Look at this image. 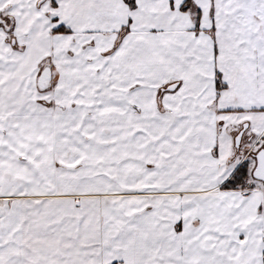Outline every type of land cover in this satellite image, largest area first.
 <instances>
[{
	"label": "snow or ice",
	"instance_id": "1",
	"mask_svg": "<svg viewBox=\"0 0 264 264\" xmlns=\"http://www.w3.org/2000/svg\"><path fill=\"white\" fill-rule=\"evenodd\" d=\"M0 264H264V0H0Z\"/></svg>",
	"mask_w": 264,
	"mask_h": 264
}]
</instances>
